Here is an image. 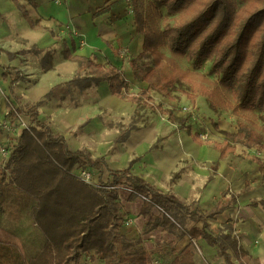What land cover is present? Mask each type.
I'll return each instance as SVG.
<instances>
[{"label": "trees", "instance_id": "obj_1", "mask_svg": "<svg viewBox=\"0 0 264 264\" xmlns=\"http://www.w3.org/2000/svg\"><path fill=\"white\" fill-rule=\"evenodd\" d=\"M127 1L133 8L137 32L144 36V44L142 53L126 59L135 78L147 82L148 87L137 94L131 93L129 82L119 67L96 63L95 54L84 57L73 55L66 49L67 58L78 60L82 67L87 66L99 73L94 78L96 83L108 81L114 95L137 103L139 108L145 105L160 109L172 122L178 123L179 129L188 130L198 143L208 141L199 132L192 131L187 117H178L173 110L163 108L160 103L155 104L150 95L152 90L170 98L176 84H188L207 97L212 108L230 109L235 115L242 110H251L252 99L264 102V79L256 83L264 63V34L254 50L253 63L244 74L240 88L235 91L238 103L229 102L220 90L229 89L237 77L246 56L250 29L258 19H264V6L253 10L235 35L219 48V56L216 53L213 62L214 69L220 73L219 80L211 87L198 81L191 70L175 66L167 72L165 66L169 57L163 52L162 43L168 39L170 54L174 56L189 47L182 45L188 37L207 25L205 38L192 53L194 62L201 64L208 53L214 52V41L226 32L232 21L230 0H206L190 19L162 30L148 24L136 0ZM158 1L169 14H177L195 0ZM114 52L120 55L119 51ZM145 56H150L151 60L142 61ZM4 69V78H10L12 85L24 77L18 68L7 66ZM186 95L193 97L191 93ZM44 101L41 99L24 110L9 101L7 117L25 114L30 116V124L22 125L16 142L9 144L10 156L5 166L0 165V232L14 238H0V264H81L87 255L96 256L104 264H149L150 254L140 246V240L129 238L122 232L125 212L119 190L109 188V185H123L129 189V201L143 198L140 213L148 217L146 232L162 228L179 238H191L192 241L181 251L173 250L174 256L167 264H196L193 240H204L209 246H216L219 257L224 259L220 264H238L234 257L241 261L242 254L235 256L230 252L236 249L235 240L227 234L216 235L209 230L208 218L228 208L221 204L223 196L211 212L204 215L199 204L189 206L174 192L165 193L134 174L131 171L134 160L124 169L110 170L102 157L94 158L83 149L70 151L65 140L54 135L49 125L38 119L39 107ZM252 125L250 128L247 123L239 122L238 133L226 132L224 141L215 142L222 159L237 150L231 138L235 142L245 140L250 147L262 144L264 150V126ZM256 161L264 179V159L256 158ZM78 165L98 170L99 176L107 170L110 179L102 181L100 187L87 184L74 174ZM154 209L159 212L155 213ZM191 221L194 224L189 226ZM199 222L203 223L201 227ZM255 264L263 263L255 259Z\"/></svg>", "mask_w": 264, "mask_h": 264}, {"label": "crops", "instance_id": "obj_2", "mask_svg": "<svg viewBox=\"0 0 264 264\" xmlns=\"http://www.w3.org/2000/svg\"><path fill=\"white\" fill-rule=\"evenodd\" d=\"M33 20L41 27L51 28L52 32L64 35V55L66 49L73 55L84 57L95 54L96 63L106 67L112 64L122 70L130 85L129 92L137 94L142 89H147L148 83L135 78L126 59L142 53L144 44V36L137 32L135 14L127 0H0V83L4 92L3 95L0 93V109L4 113L9 111L10 97L22 99L30 103V107L44 99L51 91V81L48 77L56 71L41 73L37 66L30 67L27 61V66L21 67L20 70L24 76L21 81L12 85L10 78H4L5 67L19 69L21 66L16 49L21 47L22 43L18 40L22 38L29 42L37 41L41 31L29 24V21L31 23ZM73 46L75 50L72 49ZM114 50L119 51L120 55L117 56ZM66 59L72 60L67 57ZM153 92H158H150L155 101ZM96 93L97 101L89 97L78 105H69L74 97L70 92L66 93L67 96L55 94L52 99L40 105L38 119L49 125L54 135L63 138L70 151L83 149L90 152L94 158L102 157L110 170L124 169L134 160L131 171L165 193L170 191L169 180L172 173L178 170L181 164L184 165L189 173L183 168L184 172L180 179L172 184L171 192L183 201L190 198L196 189L198 183L194 182L193 178L204 181L199 201L204 215L208 211L211 212L216 206V201L222 198L228 188L239 194L243 201L264 195L262 190L251 188L252 180H264L261 171L251 178L247 174L248 168L242 166L244 162L232 165L229 159L221 158L215 142L214 145L210 141L196 142L188 130L179 129L178 125L161 114L151 116L147 113L148 124L132 128L126 138L121 139L122 134L118 129L110 128L108 119L135 114L142 106L139 108L137 103L114 95L106 80L100 81ZM160 137H164V140L159 147H154ZM2 145L8 146L7 143ZM86 168L98 172L94 168ZM248 185L250 188L247 190ZM139 199L128 203H139ZM138 207L140 210V205ZM222 211L219 213L223 214ZM262 216L264 217V214ZM134 228L133 221L131 226H126L123 233L132 238L135 234ZM234 228L236 232H260L257 222L253 220L245 225L236 223ZM261 236L264 238V235ZM188 243L183 244V248ZM245 249L248 251L246 262L255 264V259H258L264 264V241L255 247L246 246ZM152 252L157 253L155 250H148L149 254ZM234 260L240 264L236 258ZM241 261L244 262L242 256Z\"/></svg>", "mask_w": 264, "mask_h": 264}, {"label": "rangeland", "instance_id": "obj_3", "mask_svg": "<svg viewBox=\"0 0 264 264\" xmlns=\"http://www.w3.org/2000/svg\"><path fill=\"white\" fill-rule=\"evenodd\" d=\"M205 1L206 0H195L192 4L187 6L186 9L177 14H169L165 6L161 5L158 0H136V4L141 13L147 18L148 24L154 28L162 30L166 26L179 24L190 19L203 7ZM230 3L233 9L232 21L226 32L214 41V52L208 53V55L202 59V62L200 61L201 64L198 65L194 62L192 59V53L199 46L202 39L205 38V35L208 32L206 31L208 28L207 25L202 27L194 36L188 37L182 45H189V47L184 48L182 52H177L174 56L170 54L168 39L166 38L163 41L162 50L169 57L165 66L167 72L172 71L175 66L182 69H188L194 72L193 74L198 81L205 83L207 86L210 85L213 87V85L219 80L220 74L213 67L216 53L218 56L220 53L219 48L223 47L224 44L235 35V32L240 28L241 24L253 10L264 6V0H230ZM34 18L36 19V17ZM262 18L258 19L253 28L250 29L248 37L249 41L245 47L246 56L242 60L240 70L237 72V77L233 80L229 89H220L222 96L224 95L229 102H232V104L238 103L235 91L240 88L242 80L245 77L244 74L253 63L255 58L254 50L264 34V19ZM29 24L36 30H40L41 33L38 35L36 42H29L22 38L18 40L22 43L21 47L16 49V52L21 59L19 70H21V67L27 66L25 62L27 61L29 62L30 67L37 66V69H39L41 73H47L51 70L56 71L55 73L49 74L48 78L51 81V91L48 97L44 98V103L52 99V96L55 94L67 96V92H70L74 96L71 98L69 105H78L82 103L84 99H88L89 97L94 101H97L98 95L96 93V87L98 86V83H96L94 78L98 76L99 73L88 67H82L78 60L66 59L63 52L65 44L64 35L62 33L58 35L52 32L51 28L41 27V25L36 21L34 22V20L31 23L29 21ZM72 49L75 50L76 48L73 46ZM141 60L150 61L151 57L145 56ZM27 71H29V69ZM78 78L79 80H76ZM263 79L264 63L262 64L260 74L256 77V83ZM53 80H56V82L54 83ZM0 93L2 95L4 94L3 89L1 88V83ZM186 93L193 94V97H187ZM153 94L156 101L155 104L162 103L164 107L168 108V110H173L176 116L187 117V123L192 126V131L199 132L202 138L206 141H210L212 145H214V142L224 141L227 138L226 132L238 133L239 122L247 123L250 128L253 127L252 124L264 126V102L259 103L258 100L255 101L252 99L251 110H242L238 115H235L230 109L212 108L208 98L194 91L188 84H176L170 92V98L172 99H170L168 95L155 92H153ZM9 100L15 106L17 105L23 108V110L27 109L30 105V103L23 101L22 99H15V97H10ZM147 113H150L151 116L161 114L168 118V116L163 114L160 109H152L149 106L143 105L135 114L133 113L129 116H123L120 118L117 116L113 119H108V124L110 128L118 129L122 134L120 138L125 139L126 135L132 128H138L148 124L149 116ZM173 123L178 125L177 122ZM26 124H30V116L21 114L15 118L7 117V114L0 109V145L7 143L9 147V144H14L19 135L20 128L22 125ZM163 140L164 137H160L154 147H159ZM230 141L232 144L236 145L237 150L234 153H230L227 159L230 160L232 165L244 162L242 165L243 168H248L249 171H247V174H249L251 178H254L255 174L260 171V165L256 161V158L264 159L262 144L250 147L246 144L245 140L235 142L231 138ZM7 159V156L0 150V165L5 166ZM183 168L186 173H189L184 165L181 164L179 169L172 173V177L169 180L170 191H172V184L178 181L182 176V173L184 172ZM213 171H215V169H213ZM109 179L110 175L108 171L103 170V172H101L100 181L102 182ZM192 180L198 183L196 189L190 198L183 199V201L189 206H195V204L200 203V193L202 185H204V181L202 180L196 178H193ZM261 181L262 182H255L252 180L251 188L253 190H262L263 193L264 180ZM249 188L248 185L247 190ZM129 194L130 191L127 188L119 190V198L122 203V209L125 212L122 232L126 231L125 220L132 218L135 222V234L132 239L140 240V246L147 251L155 250L163 261V264H167L174 256L173 250L178 252L181 251L184 246L183 244L192 241L191 238L189 236H186L187 239L184 237L179 238L177 235L165 232L160 228L151 232H146L148 217L141 216V209L139 210L138 207L140 205L141 208L143 198L140 197L139 203L130 204L128 203ZM223 197L224 199L221 201V204L227 205L228 208L222 211L223 214L217 213L213 217L208 218L209 230L216 235L227 234L231 239L235 240L236 249L235 251L230 250V252L235 256L237 254H242L244 259L243 263L252 264L250 261L246 262L248 251H246L245 248L246 246L248 248L255 247L264 241V238L261 236V234L264 235V217L262 216V214H264V195L252 198L249 201H243L239 194L228 188ZM217 203L218 201H216L215 204ZM153 211L155 213L159 212L158 209H154ZM251 220L257 222V229L260 228V232L257 231L252 234L248 232V230L244 232L235 231L234 225L236 223H242L245 225L246 222ZM193 224L194 222L191 221L189 226ZM198 225L202 226L203 223L199 222ZM0 238L9 240L14 239L11 235L3 233V231L0 232ZM193 241L195 242L196 263L198 260H203L206 264H220L224 261L222 257H219L218 248L216 246L211 247L207 245L204 240ZM81 262L82 264H104L101 259L90 255L84 256ZM239 263L242 264V261H239Z\"/></svg>", "mask_w": 264, "mask_h": 264}, {"label": "built area", "instance_id": "obj_4", "mask_svg": "<svg viewBox=\"0 0 264 264\" xmlns=\"http://www.w3.org/2000/svg\"><path fill=\"white\" fill-rule=\"evenodd\" d=\"M19 116V115H18ZM28 124H26L25 126H27ZM0 150L4 153V155L6 156H10V150L9 147L7 145H2L0 147ZM74 174L79 177L80 179H82L85 183L87 184H91V185H96L98 187L101 186V181H100V176L99 173L96 171H92L84 166H76V168L74 169ZM109 188H115L118 190L124 189L126 188L123 185H109ZM133 224V219L132 218H128L125 220V225L131 226ZM150 263L149 264H163V261L161 260V258L159 257V255L157 253H151L150 254Z\"/></svg>", "mask_w": 264, "mask_h": 264}, {"label": "bare ground", "instance_id": "obj_5", "mask_svg": "<svg viewBox=\"0 0 264 264\" xmlns=\"http://www.w3.org/2000/svg\"><path fill=\"white\" fill-rule=\"evenodd\" d=\"M197 264H206L203 260H198Z\"/></svg>", "mask_w": 264, "mask_h": 264}]
</instances>
